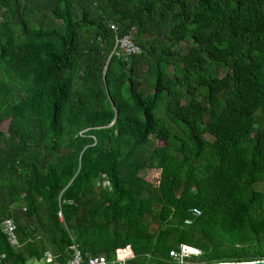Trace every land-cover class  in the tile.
I'll use <instances>...</instances> for the list:
<instances>
[{"label":"trees","instance_id":"trees-1","mask_svg":"<svg viewBox=\"0 0 264 264\" xmlns=\"http://www.w3.org/2000/svg\"><path fill=\"white\" fill-rule=\"evenodd\" d=\"M5 122L0 264L264 260V0H0Z\"/></svg>","mask_w":264,"mask_h":264},{"label":"built area","instance_id":"built-area-1","mask_svg":"<svg viewBox=\"0 0 264 264\" xmlns=\"http://www.w3.org/2000/svg\"><path fill=\"white\" fill-rule=\"evenodd\" d=\"M110 28L114 31L117 28L111 25ZM140 48L135 45L130 36L126 35L123 37H115V44L113 53L119 56H130L139 54ZM192 215L197 217L200 215V211L197 209H192ZM185 224H190V221H185ZM1 231L7 236V240L10 245H18L16 237V226L12 219L8 218L4 220L1 224ZM72 257L63 264H126L130 259L134 258L133 253L130 251L129 247L125 249H119L115 253V257L109 261L104 256H88L85 258L77 245H72ZM202 255L201 251L197 248L191 247L187 244H180L177 249H171L168 252V256L175 264H194L190 259L193 257H199ZM46 263L53 262V257L50 254H46ZM60 264V263H54Z\"/></svg>","mask_w":264,"mask_h":264},{"label":"rangeland","instance_id":"rangeland-1","mask_svg":"<svg viewBox=\"0 0 264 264\" xmlns=\"http://www.w3.org/2000/svg\"><path fill=\"white\" fill-rule=\"evenodd\" d=\"M0 129L3 130V131H6V129H7V122L2 123V124L0 125ZM152 177L155 178V179H156V178H159V171H156V172L152 175ZM103 185H108V183H107V182H104ZM260 187L264 190V184L260 185L259 188H260Z\"/></svg>","mask_w":264,"mask_h":264},{"label":"water","instance_id":"water-1","mask_svg":"<svg viewBox=\"0 0 264 264\" xmlns=\"http://www.w3.org/2000/svg\"><path fill=\"white\" fill-rule=\"evenodd\" d=\"M214 264H264V260H256L251 262H224V263H214Z\"/></svg>","mask_w":264,"mask_h":264}]
</instances>
